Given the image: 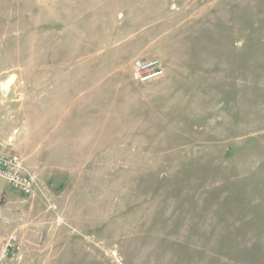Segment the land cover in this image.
<instances>
[{
    "label": "rangeland",
    "instance_id": "obj_1",
    "mask_svg": "<svg viewBox=\"0 0 264 264\" xmlns=\"http://www.w3.org/2000/svg\"><path fill=\"white\" fill-rule=\"evenodd\" d=\"M0 150L7 264H264V0H0Z\"/></svg>",
    "mask_w": 264,
    "mask_h": 264
},
{
    "label": "built area",
    "instance_id": "obj_2",
    "mask_svg": "<svg viewBox=\"0 0 264 264\" xmlns=\"http://www.w3.org/2000/svg\"><path fill=\"white\" fill-rule=\"evenodd\" d=\"M157 58L137 59L130 70L131 82L144 86L163 78V70ZM0 181L11 190L31 197L35 193L36 183L28 171L22 167L17 155H5L0 150ZM19 250L18 238L10 236L5 243L0 241V264H7Z\"/></svg>",
    "mask_w": 264,
    "mask_h": 264
}]
</instances>
